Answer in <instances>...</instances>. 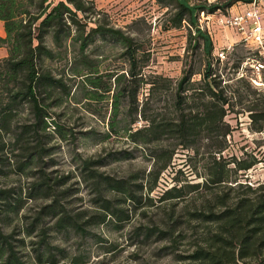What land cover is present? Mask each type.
Returning <instances> with one entry per match:
<instances>
[{
	"label": "trees",
	"instance_id": "trees-1",
	"mask_svg": "<svg viewBox=\"0 0 264 264\" xmlns=\"http://www.w3.org/2000/svg\"><path fill=\"white\" fill-rule=\"evenodd\" d=\"M241 1L247 0L211 5L154 0L165 10L163 29H180L183 23L194 28L190 43L206 59L199 81H192L191 67L174 81L144 73L148 53L113 28L94 0H0L5 33L0 47L7 50L0 59V178L11 179L0 186V264H59L67 258L71 264H88L85 255L69 257L62 244L73 235L102 243L91 230L126 224L132 211L152 205L149 195L178 150L189 161L199 157L202 173L193 169L201 183L178 182L159 201L200 195V207L182 216L172 205L157 225L137 228L136 236L143 242L154 236L157 242L169 241L162 251L174 255L177 264H264V183L241 181L258 161L247 153L225 155L232 132L228 115H246L252 132L264 130V88L256 89L243 77L227 84L219 66H213L220 60L212 59V42L198 24L201 13ZM99 41L122 44L121 69L102 68V55L93 57L91 49ZM78 105L97 117L105 128L101 133L75 130ZM81 137L99 143L121 138L129 147L77 155L72 170L58 171L62 144ZM138 149L151 161L148 170L125 177L102 170L133 159ZM81 187L91 197V210L73 206L81 200L76 198ZM192 222L202 227L201 234L186 255L176 254L186 239L180 228ZM27 239L31 249L25 253Z\"/></svg>",
	"mask_w": 264,
	"mask_h": 264
},
{
	"label": "rangeland",
	"instance_id": "rangeland-1",
	"mask_svg": "<svg viewBox=\"0 0 264 264\" xmlns=\"http://www.w3.org/2000/svg\"><path fill=\"white\" fill-rule=\"evenodd\" d=\"M94 1L96 7L109 17L110 25L113 28L120 29L131 36L141 46V50L148 53L149 63L144 70L145 74L162 75L176 81L181 77L184 67H191L196 73L192 81L201 79L199 73L203 70L206 59L202 49H193L194 43L192 41L190 43V39L196 38L194 28L190 30L183 23L180 29H163L167 20V17L164 16L165 10L160 9L154 0ZM214 20L215 18L212 17L208 21V29H205L213 45L212 59H215L216 52L224 49L226 45H230L231 49L227 52L225 59L220 61V64L213 66H219V73L223 74L227 84L243 77L256 89H263L264 74L260 76V79H257L248 66L244 68L242 73L234 68L238 63L240 67L243 62H246V57H249V53H251L249 51L251 46H242L234 31L218 29L216 24L212 25ZM91 50H93V57L102 55V68H122L123 63L120 54L123 51V46L121 43L99 41ZM213 63H215L214 60ZM232 78L233 80L230 81ZM252 80H256L258 84L262 85L256 86ZM142 98V95L139 96V101ZM77 107L78 110L74 112L72 117L75 130L84 131L93 128L95 132L101 133L105 129L102 127L103 125L98 123L97 117L86 113L80 105ZM226 120L232 127V132L227 137L226 157L241 158L243 153L255 156L258 161L257 164L243 173L241 181L255 186L264 183V130L260 133L252 132L246 115L236 117L231 114ZM128 147L121 138L113 137L108 141L99 143L92 137H81L76 143L62 144L57 170L60 172L72 170L77 155L83 158L94 157L102 150H105L104 152L119 151L128 149ZM186 154V152L178 150L170 167L161 174L156 189L149 195L153 200L152 205L132 211L130 221L126 224L118 225L111 222L91 230L93 235L102 240V243H96L91 237L82 239L78 236H71L62 244L68 256L85 255L88 257V264H177L174 255L165 256V251H162L163 247L169 246V241L157 242L154 236L149 241L143 242L141 238L136 236L135 230L139 227L157 225L171 211L172 205H175L176 215L181 214L182 216H185L186 211L200 207L202 199L200 195H192L184 198V200L159 201L162 193L178 182L181 184L185 181H190L193 184L201 183V178L193 169L196 167L197 173H202V163L199 161V157L197 160L189 161ZM133 156L131 160L111 162L102 170L115 177H125L131 172L150 168L151 161L146 152L138 149ZM10 180L0 178V186L5 185ZM76 196V198L81 199L74 202L73 206L77 210L93 209L91 197L85 188L81 187ZM131 207L128 206L130 210ZM186 218L183 217V220ZM180 231L186 236V239L179 242V249L176 254L186 255L187 251L191 249V244L199 238L202 227L195 222L185 223L181 226ZM28 242L27 239L25 248L21 249L22 252H30L31 247ZM59 264H71L70 259L61 260Z\"/></svg>",
	"mask_w": 264,
	"mask_h": 264
},
{
	"label": "built area",
	"instance_id": "built-area-1",
	"mask_svg": "<svg viewBox=\"0 0 264 264\" xmlns=\"http://www.w3.org/2000/svg\"><path fill=\"white\" fill-rule=\"evenodd\" d=\"M206 1L211 5L221 4L226 0ZM212 17L215 18L212 25L216 24L218 29L234 31L242 46H251L249 48L251 53H249L246 62L241 64L238 72L242 73L248 66L257 79H260V76L264 74V0L241 1L223 11L217 10L213 14L201 13L198 24L202 31L208 29V21ZM230 49L231 46L226 45L224 49L216 53V56L222 61ZM252 83L256 86L262 85L258 84L256 80H252Z\"/></svg>",
	"mask_w": 264,
	"mask_h": 264
},
{
	"label": "crops",
	"instance_id": "crops-1",
	"mask_svg": "<svg viewBox=\"0 0 264 264\" xmlns=\"http://www.w3.org/2000/svg\"><path fill=\"white\" fill-rule=\"evenodd\" d=\"M52 2H57L60 0H50ZM5 37V33H4V29H3V23L0 22V38H4ZM7 57V50L3 47H0V59L6 58Z\"/></svg>",
	"mask_w": 264,
	"mask_h": 264
}]
</instances>
